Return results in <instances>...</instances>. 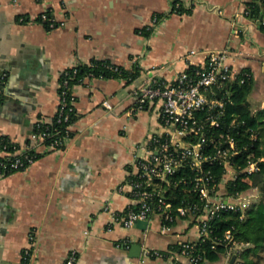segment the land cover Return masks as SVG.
<instances>
[{"label": "crops", "instance_id": "0c3cea01", "mask_svg": "<svg viewBox=\"0 0 264 264\" xmlns=\"http://www.w3.org/2000/svg\"><path fill=\"white\" fill-rule=\"evenodd\" d=\"M247 1L0 0V71L6 74L0 134L19 146L31 144L37 119L57 111L59 76L67 67L99 58L140 70L129 84L114 77L74 84V135L60 149L40 146L25 169L0 173V264H21L30 230L34 264H63L72 249L75 264H187L177 255L178 242L197 231L185 219L167 233H160L157 213L146 227L120 219L135 201L127 186H117L145 153L147 136L162 130L158 104L133 110L131 90L151 76L172 81L189 65L203 64L208 51L227 48L229 63L251 69L249 99L263 106L264 30L243 13ZM46 10L57 22L49 28L36 19ZM154 15L159 20L152 23ZM133 243L141 245L139 256ZM146 248L163 256L145 255Z\"/></svg>", "mask_w": 264, "mask_h": 264}, {"label": "built area", "instance_id": "2783aa9c", "mask_svg": "<svg viewBox=\"0 0 264 264\" xmlns=\"http://www.w3.org/2000/svg\"><path fill=\"white\" fill-rule=\"evenodd\" d=\"M243 13L248 16L245 8ZM41 19H46L47 13H40ZM159 20L154 15L152 23ZM260 22L264 24V17ZM54 18L49 26L56 25ZM149 26L148 28H150ZM231 50L227 48L210 50L206 53L203 64L194 66L190 71L181 70L172 81L151 76L137 84L131 93L135 98L132 109H142L149 104H158V119L162 130L150 133L146 138V149L143 155H137L134 170L129 172L124 182L117 186L122 191L127 186L129 195L135 203L129 206L121 216L125 226H132L137 220H149L157 213L161 216L160 233H167L176 219H185L194 226L197 235L194 239H183L178 242V253L187 264H197L200 256L195 253L196 240L208 237L209 221L217 217L222 210L244 211L251 203L249 196L242 192L227 194L225 183L235 178L236 170L231 158L238 153L235 138L231 132L219 133L217 136L208 134L212 127L219 125L220 115L225 94L229 92V85L240 78L241 70L228 62ZM242 77L248 75L241 73ZM6 74L0 71V98L4 94ZM242 81L243 78H240ZM66 79L58 84L59 105L55 112L58 120H68L69 112L74 109V95L69 89L66 91ZM69 93V99L67 95ZM102 104L106 109H112L109 100L104 99ZM43 119H37L34 124L39 125ZM46 129H38L31 133V144L8 150L6 144L0 143V167L2 169H25L36 159L40 146L47 149H60L59 139H52L44 143L45 139L53 135ZM69 137H64V143ZM212 145L208 150L206 144ZM33 151L29 152V151ZM4 157V159L2 158ZM262 159V158H260ZM221 163L223 173L219 181L214 174L205 167V164ZM187 166L192 174L181 177L179 181L189 192L197 196V201L172 208L171 202L165 195L163 184H170V177L181 167ZM256 161H248L241 168L247 176L258 170ZM178 181V180H177ZM249 189V188H248ZM227 244L225 258L238 256L248 246V243L235 241L230 231L224 233ZM29 244L22 250L21 264H34L33 252L35 249L34 231L29 232ZM145 255L162 257L163 252L155 248L144 249ZM77 253L70 250L63 264H75Z\"/></svg>", "mask_w": 264, "mask_h": 264}, {"label": "trees", "instance_id": "16d2710c", "mask_svg": "<svg viewBox=\"0 0 264 264\" xmlns=\"http://www.w3.org/2000/svg\"><path fill=\"white\" fill-rule=\"evenodd\" d=\"M246 9L248 16L260 21L261 17H264V0H249L246 2ZM46 13V19H41L40 14L36 19L49 28V22L53 16L49 10H46ZM260 27L264 30V24L261 23ZM147 32L144 30V34ZM194 66L196 65H189L186 69L190 71ZM240 70L241 73L247 72L248 75L242 77L240 73V78L243 80L237 78L229 85V92L225 94L224 105L218 116L219 125L212 127L208 134L217 136L221 132L229 131L235 138L238 153L232 156L231 161L236 170V176L225 183L226 193L235 194L254 187L258 195L244 211L222 210L217 217L209 221L208 237L195 241V253L200 256L197 264H208L225 256L227 244L224 240V233L227 230L230 231L235 241L248 243V246L235 257L232 264H264L259 258V252L264 250V105L256 108L249 99L254 83L251 69L243 67ZM139 73L137 64L124 67L110 59L92 58L88 62L78 63L64 69L60 73L59 83L66 79V91L71 90L74 84L82 82L87 77L123 78L125 83L129 84ZM61 88L62 86L58 87V91ZM69 97L68 93L67 99ZM77 118L78 114L74 109L69 112V118L66 121L58 120V115L55 113L39 125L33 124L32 131L46 129L54 133L46 138L44 143L59 139L57 146L63 148L65 144L63 138L71 137L75 133L72 125ZM0 143L6 144V148L12 151L19 147L6 135L0 134ZM206 148L210 150L212 145L207 142ZM29 152L33 153L32 150ZM39 155L36 153V158ZM248 161H256L259 168L256 172L249 174L248 180H245L246 175L241 168L245 167ZM205 167L214 174L216 181L220 180L223 173L221 163H206ZM16 170L0 167V173H10ZM191 174L192 171L187 166H181L170 177V184H163L166 188L165 195L173 209L179 205L197 201V196L189 192L188 188L179 181L181 177H189Z\"/></svg>", "mask_w": 264, "mask_h": 264}, {"label": "water", "instance_id": "95a60500", "mask_svg": "<svg viewBox=\"0 0 264 264\" xmlns=\"http://www.w3.org/2000/svg\"><path fill=\"white\" fill-rule=\"evenodd\" d=\"M136 224L137 225H141L142 227H146L147 226V224H148V220H137L136 221ZM131 250H132V252H133V254L135 255V256H139L140 255V250H141V245H140V243H133L132 245H131ZM235 255H232L231 257H230V259H229V261H228V263L227 264H232L233 262H234V260H235Z\"/></svg>", "mask_w": 264, "mask_h": 264}, {"label": "rangeland", "instance_id": "374dc122", "mask_svg": "<svg viewBox=\"0 0 264 264\" xmlns=\"http://www.w3.org/2000/svg\"><path fill=\"white\" fill-rule=\"evenodd\" d=\"M242 193L245 196H247L246 194H250V196H249L250 201H253L258 195V192H257L256 188H254V187L246 189ZM259 258H260L261 262L264 263V250L259 252ZM229 259L226 260V264L228 263ZM221 264H223V263H221Z\"/></svg>", "mask_w": 264, "mask_h": 264}]
</instances>
